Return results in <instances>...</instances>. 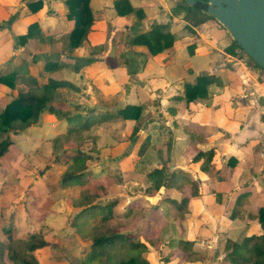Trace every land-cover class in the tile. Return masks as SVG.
<instances>
[{
    "label": "crops",
    "instance_id": "1",
    "mask_svg": "<svg viewBox=\"0 0 264 264\" xmlns=\"http://www.w3.org/2000/svg\"><path fill=\"white\" fill-rule=\"evenodd\" d=\"M41 1V8L33 12L27 1L0 0V75L25 61L26 71L16 74L14 91L26 80L31 83L21 92L53 79L72 85L71 91L84 96L76 102L80 109L70 105L71 95L67 100L60 97L70 121L44 111L41 127L55 121L65 133L88 117V131L94 124L119 121L123 125L122 138L116 143L119 150L115 144L111 154L107 153L112 159L111 165L105 164L109 167L106 174H96L95 180L88 168L90 155L85 170L105 189L102 200H118L120 212L129 206L142 208L138 221L122 232L136 231L149 220L153 231L162 227L173 238L181 237L175 248L162 245L163 257L168 252L177 256L181 244L189 241L191 250L199 253L190 262H198L203 251L212 249L214 264H225L226 243L261 232L257 217L264 208V70L233 46L234 40L216 20L193 27V33L188 31L184 13H173L179 0H129L132 8L142 10L140 20L133 14L118 15L114 0H90L93 29L87 41L74 49L61 47L73 27L66 19L64 0ZM32 23L40 34L20 44L18 37ZM152 25L165 26L166 32L176 36L172 47L156 56H150L145 46L130 44L137 33L149 31ZM190 45H194L192 52ZM46 58L50 60L48 71L44 69ZM77 59L92 61L75 71ZM201 75L213 81L205 97L187 105L182 100L184 86ZM64 88L69 90L63 87L59 93ZM0 91L3 109L14 91L10 94L1 84ZM84 100L96 104L86 106ZM128 105L140 107L137 120L117 117L118 110ZM39 128L30 125L19 138L33 141ZM120 148L127 152L119 154ZM210 150V158L196 159L199 152ZM159 169L164 171V182L148 191L152 186L149 174ZM103 175L110 176L107 186L102 179L99 182ZM119 186L124 187L123 204L118 197H107V189ZM70 188L78 193L82 186Z\"/></svg>",
    "mask_w": 264,
    "mask_h": 264
},
{
    "label": "trees",
    "instance_id": "2",
    "mask_svg": "<svg viewBox=\"0 0 264 264\" xmlns=\"http://www.w3.org/2000/svg\"><path fill=\"white\" fill-rule=\"evenodd\" d=\"M27 1V6L31 11H38L42 6L41 0H23ZM90 0H64L67 7L66 19L73 22V27L66 34L62 48L69 49L81 47L88 39V34L93 29L94 17L89 6ZM113 7L120 16L133 14L137 20L144 17L142 10H135L130 5L129 0H114ZM184 13V20L187 22L185 28L194 32L196 27L209 19H214L205 12L204 4L198 1L195 5L189 6L183 0L175 4L173 13ZM215 20V19H214ZM165 26L152 25L147 32L137 33L132 40L131 45H141L147 48L150 56H156L165 49L172 47L176 36L165 31ZM40 34L36 23L28 26L24 35L18 37L19 43L23 44L29 38ZM52 41L51 37L44 38ZM233 46L241 50L238 44L233 41ZM190 51L194 45L189 46ZM242 51V50H241ZM243 52V51H242ZM50 58V57H49ZM49 58H46L44 69H49ZM250 62L255 64L250 58ZM91 59H77L73 66L75 71L89 64ZM53 66H55L53 64ZM27 62H23L19 67L10 72L0 75V84L12 90L18 72L26 71ZM261 68V67H259ZM130 74L134 70L128 67ZM212 78L201 75L196 78L195 83L186 84L182 100L188 105L197 99L203 98L207 92V86L212 83ZM73 86L53 79H49L45 84L29 88L24 92H19L0 111V134L8 131H23L31 124H34L42 112L47 111L54 115L58 120L70 121V113L66 107L61 104L59 89ZM74 89V88H73ZM140 107L128 105L118 110L117 117L123 120H137L140 115ZM89 117L79 126L69 128L67 135H81L89 129ZM137 130L134 129L131 137ZM12 141L9 137L0 139V158L4 156ZM212 151L199 152L196 159L210 158ZM89 154L81 151L67 150L55 157V161L66 166L60 177L63 186L81 185L78 195L71 197L72 206L79 209L74 215L71 224L75 226L76 232L88 242L85 257L80 264H152L146 254L150 249L158 245V239L150 231L151 225L146 223L142 228L136 231L122 230L131 229L133 224L142 216V208L139 206H129L124 211L118 210V200H102L105 195V189L98 185L94 179L85 173L86 161ZM163 169L155 170L149 174L152 186L148 191L158 189L164 182ZM173 176V175H172ZM244 194H241L242 196ZM239 196V197H240ZM186 200H182L178 205H183ZM257 221L260 223L261 232L259 235L248 236L241 242L226 243L225 264H264V208H261ZM10 227L3 229L5 243L0 242V264H5V256L10 264H40L36 252L45 248L48 243L44 235L39 232H33L26 238L15 237ZM191 242L186 241L181 244L180 252L176 256L173 252L164 255V264H179L181 259L194 261L199 253L190 248Z\"/></svg>",
    "mask_w": 264,
    "mask_h": 264
},
{
    "label": "rangeland",
    "instance_id": "3",
    "mask_svg": "<svg viewBox=\"0 0 264 264\" xmlns=\"http://www.w3.org/2000/svg\"><path fill=\"white\" fill-rule=\"evenodd\" d=\"M30 83V80L23 81L19 86L21 89L17 86L18 90L14 91L15 88H13L10 94L14 91L13 94L16 95L19 91L27 89ZM66 89H61L60 97L63 96L67 100L71 95L70 105L80 109L81 105L76 102L81 98L84 99V96ZM2 94L3 92L0 91L1 97ZM1 100L0 98V105L3 103ZM8 101L9 98H7ZM83 103L91 106L96 104V101L85 102L84 100ZM31 125L40 127L32 135L35 139L33 141L19 138L27 128L23 131L10 130L0 134V139L9 137L11 141L14 140L12 141L14 145L11 146L4 159H1L0 164V242H6L3 229L10 225L16 237H27L32 232H39L48 241V245L35 254L40 264H80L85 257L88 242L76 232L75 226L70 223L78 210L72 206L70 197H76L78 193L69 185L61 184L60 177L65 167L55 161V157L67 150H83L89 153L91 158L88 160V168L96 180V174H106L109 170L105 164L110 163L111 165L112 156L107 153L111 154V148L120 142L124 127L119 121L94 124L89 131L72 136L67 135V132L64 133L63 126L55 121L41 127L43 125L41 115ZM116 147L119 150V145L116 144ZM120 151L119 154L127 152V150ZM107 175L98 178L100 183V179L104 181L105 186L110 183V176ZM117 189H107V197H118L123 204L122 199L126 202L123 197L124 187L119 186ZM46 221L50 225H47ZM65 222L70 224H65ZM150 231L161 241V246L158 245L145 256L152 264H164L163 254L160 251L162 245L175 248L181 237L173 238V234L165 232L166 230L162 227H155L154 231L153 229ZM211 253H213L212 249H206L202 252L198 262H190L186 259L180 261L179 264H214ZM3 257L5 264H10L8 259Z\"/></svg>",
    "mask_w": 264,
    "mask_h": 264
},
{
    "label": "water",
    "instance_id": "4",
    "mask_svg": "<svg viewBox=\"0 0 264 264\" xmlns=\"http://www.w3.org/2000/svg\"><path fill=\"white\" fill-rule=\"evenodd\" d=\"M193 6L203 2L243 53L264 70V0H183Z\"/></svg>",
    "mask_w": 264,
    "mask_h": 264
}]
</instances>
